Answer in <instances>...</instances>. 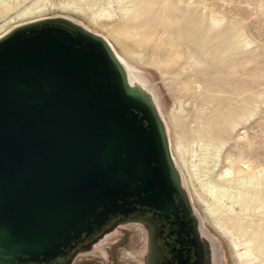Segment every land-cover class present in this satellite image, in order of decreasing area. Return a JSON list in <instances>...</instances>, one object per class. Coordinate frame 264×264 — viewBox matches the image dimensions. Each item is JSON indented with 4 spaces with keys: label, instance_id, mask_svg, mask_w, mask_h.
Wrapping results in <instances>:
<instances>
[{
    "label": "water",
    "instance_id": "95a60500",
    "mask_svg": "<svg viewBox=\"0 0 264 264\" xmlns=\"http://www.w3.org/2000/svg\"><path fill=\"white\" fill-rule=\"evenodd\" d=\"M124 64L62 19L0 38L1 254L55 259L111 216L171 211L174 196L192 212L155 96L132 91Z\"/></svg>",
    "mask_w": 264,
    "mask_h": 264
},
{
    "label": "rangeland",
    "instance_id": "374dc122",
    "mask_svg": "<svg viewBox=\"0 0 264 264\" xmlns=\"http://www.w3.org/2000/svg\"><path fill=\"white\" fill-rule=\"evenodd\" d=\"M126 2L31 0L20 7L30 13H14L0 37L18 25L62 19L107 40L128 67L127 84L151 104L155 96L182 187L210 245L213 264H238L228 240L208 222L205 204L195 193L201 189L182 168L176 147L180 142L187 147L183 153L189 162L198 143L220 146L215 172L207 177L220 185L224 179L234 180L231 190L238 178L264 175V0H147L139 15L124 14ZM216 207L223 222L225 215L233 220L240 215L236 205L228 214L227 198ZM254 217L250 213L246 220ZM144 228L138 222L117 223L68 264H147Z\"/></svg>",
    "mask_w": 264,
    "mask_h": 264
},
{
    "label": "bare ground",
    "instance_id": "6f19581e",
    "mask_svg": "<svg viewBox=\"0 0 264 264\" xmlns=\"http://www.w3.org/2000/svg\"><path fill=\"white\" fill-rule=\"evenodd\" d=\"M28 1L31 0H0V32L9 26L14 13H17L19 17L30 13V9L21 10L20 8ZM125 1L127 2L123 13L126 15H139L147 5V0ZM232 46L238 47L236 38H232ZM126 81L128 83L127 76ZM129 86L132 91L142 94L138 88L130 84ZM186 148L181 142L177 143L176 149L180 155L182 168L188 173L192 182L196 181L201 189V192L195 189V193L205 204L208 222L228 240L238 264H264V175L253 173L247 177L238 178L236 187L231 190L229 183L234 180L224 179L225 184L220 185L207 177L208 174L215 172L220 146L211 141L198 143V151H192V160L189 162L183 153ZM209 163L212 165H208ZM205 194L211 197V203ZM224 198L229 200L228 214H232L233 205L239 207L240 215L236 214V220L225 215L226 222L222 221L223 213H219L216 203ZM250 213L256 214V217L246 220Z\"/></svg>",
    "mask_w": 264,
    "mask_h": 264
},
{
    "label": "flooded vegetation",
    "instance_id": "af4514ba",
    "mask_svg": "<svg viewBox=\"0 0 264 264\" xmlns=\"http://www.w3.org/2000/svg\"><path fill=\"white\" fill-rule=\"evenodd\" d=\"M141 219L147 235V264H213L210 245L189 206L174 196L171 211L137 206L127 214L111 216L103 225L94 228L73 242L64 254L46 261H30L25 256L0 253V264H68L81 248L91 244L108 229L124 219ZM89 264H93L89 262Z\"/></svg>",
    "mask_w": 264,
    "mask_h": 264
}]
</instances>
